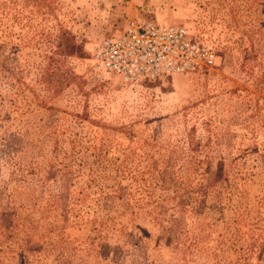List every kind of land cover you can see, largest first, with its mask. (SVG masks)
Masks as SVG:
<instances>
[{"label":"rangeland","instance_id":"rangeland-1","mask_svg":"<svg viewBox=\"0 0 264 264\" xmlns=\"http://www.w3.org/2000/svg\"><path fill=\"white\" fill-rule=\"evenodd\" d=\"M132 20L216 58L123 82ZM0 264H264V0H0Z\"/></svg>","mask_w":264,"mask_h":264},{"label":"built area","instance_id":"built-area-1","mask_svg":"<svg viewBox=\"0 0 264 264\" xmlns=\"http://www.w3.org/2000/svg\"><path fill=\"white\" fill-rule=\"evenodd\" d=\"M92 58L101 70L131 83L160 74L199 72L213 64L216 54L184 26L132 20L120 33L95 44Z\"/></svg>","mask_w":264,"mask_h":264}]
</instances>
